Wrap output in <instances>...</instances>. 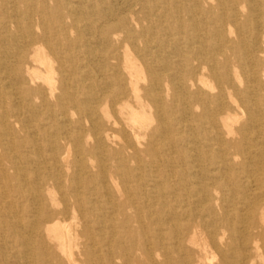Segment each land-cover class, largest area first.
<instances>
[{"label": "bare ground", "instance_id": "1", "mask_svg": "<svg viewBox=\"0 0 264 264\" xmlns=\"http://www.w3.org/2000/svg\"><path fill=\"white\" fill-rule=\"evenodd\" d=\"M256 260L264 0H0V264Z\"/></svg>", "mask_w": 264, "mask_h": 264}, {"label": "rangeland", "instance_id": "2", "mask_svg": "<svg viewBox=\"0 0 264 264\" xmlns=\"http://www.w3.org/2000/svg\"><path fill=\"white\" fill-rule=\"evenodd\" d=\"M256 264H263V263H262V261L256 260Z\"/></svg>", "mask_w": 264, "mask_h": 264}]
</instances>
